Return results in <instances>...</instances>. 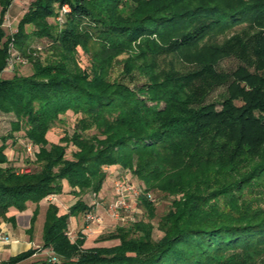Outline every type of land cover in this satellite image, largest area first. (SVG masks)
Returning <instances> with one entry per match:
<instances>
[{"label":"trees","instance_id":"obj_1","mask_svg":"<svg viewBox=\"0 0 264 264\" xmlns=\"http://www.w3.org/2000/svg\"><path fill=\"white\" fill-rule=\"evenodd\" d=\"M11 1L0 0L3 11ZM3 19L0 113L15 121L0 139V223L14 226L10 208L24 211L63 184L77 199L65 213L46 208L41 248L50 256L27 261L38 250L30 248L0 264H264V198L254 206L244 199L264 184V0H34L17 32L7 35ZM30 35L50 41L45 63L25 55ZM10 44L31 74L2 76ZM122 54L127 80L111 79ZM224 58L235 68H219ZM67 111L80 114L72 133L49 142ZM18 131L24 145L38 146L36 170L20 173L7 156ZM115 165L172 196L157 222L161 235L140 219L96 240L117 244L84 248L82 232L69 237L68 219L91 210L81 194H98L104 168ZM140 203L154 217L152 203ZM37 215L38 206L27 232Z\"/></svg>","mask_w":264,"mask_h":264},{"label":"rangeland","instance_id":"obj_2","mask_svg":"<svg viewBox=\"0 0 264 264\" xmlns=\"http://www.w3.org/2000/svg\"><path fill=\"white\" fill-rule=\"evenodd\" d=\"M34 0H12L8 9L3 11L0 6V18L2 16V12L4 13V19L2 23V28L7 35H12L13 33L17 32L21 19L23 18L25 12L27 11L30 3ZM49 22H52V19H48ZM33 30V26L31 24H24V31L29 34ZM31 37L27 40V47L25 49V55H31L32 59H38L42 63L49 58H51L50 50L48 48V44L50 43L49 40L45 38H38L34 35H30ZM16 50V49H15ZM16 54L20 55V52L16 50ZM24 55V56H25ZM22 56V55H20ZM128 54H122L118 56V62H116L110 72L111 79H123L122 77V66L121 60L125 59ZM23 57V56H22ZM27 57V56H26ZM24 57L25 63H14L13 67L3 71L2 76L4 78H10L14 74L19 75H29L32 73V66L31 62L28 58ZM88 54L83 53L80 49L78 50L77 60L81 67H86L88 65ZM237 62L232 58H224L219 63V68L224 70H231L235 68ZM6 68V67H5ZM223 92V88L219 87L214 90L209 99L212 100ZM239 104V102H237ZM219 106H217L218 108ZM80 117V114H75L72 111H67L65 114L60 116V119L54 123L49 131L47 132V139L51 143H57L59 138L62 137L64 134L68 133L71 134L73 128L75 127L76 121ZM15 121V117L12 114H4L0 113V139L4 136H7L11 132V122ZM86 133L93 134L94 130L87 131ZM13 136L16 139L14 143H12L11 139L9 138L7 142L9 143L8 150L6 151L7 156L10 158L12 162H16L19 164L17 170L20 173H27L33 170H36L37 167L31 161V158L34 157V153L38 151V146H31L32 154H29L25 147L28 144L24 145L25 141L23 140V131L14 132ZM75 148L72 145L67 146L66 150V157L71 158V153L74 151ZM106 170L107 176L104 181V184L101 190L96 194L94 197L90 192L81 194V199L87 203V206L91 209V204L93 200H97L102 203V205L94 206L93 214L98 216L101 219V222L95 221H86L84 217L87 213H81L75 216L70 217L69 222V229L68 235L73 240L76 237V232L72 231L74 227L76 228L77 225L82 224L83 220V227L86 228L89 241L91 243L96 242L97 238L102 235L106 234L107 232L113 231L118 226L128 225L138 220H144L150 222L153 226V237L157 239L160 237L161 232L157 229V222L159 221L160 217L166 213L170 206V201L172 200V196L166 195L156 190H147L145 183L139 180L136 176H134L128 170H124L119 166H108L104 168ZM119 179H126L129 183H132L134 186L138 187L141 192L136 199L130 200L131 213L130 217L132 220H128L127 222L120 223L115 221L106 211V204L111 202L114 199V189L113 183L115 180ZM67 186V185H66ZM68 187V186H67ZM66 187V188H67ZM66 197L62 198L59 201L56 197L52 196L51 200H54L53 204H57L60 208V211L65 212L68 209V204H72L77 198H74L70 192H64ZM146 197L150 203H152V208L154 211V217L148 218V213H146L145 208L143 207V203L141 202V198ZM264 198V184L263 186L258 185L254 186L253 189H249L245 192L244 199L246 201H250L252 205L254 204H262L261 200ZM253 205V206H254ZM264 206V205H261ZM43 217V216H42ZM26 223V222H25ZM40 223V221H39ZM90 243V244H91ZM106 244H112V241L104 242ZM115 243V242H114ZM89 244V245H90Z\"/></svg>","mask_w":264,"mask_h":264},{"label":"crops","instance_id":"obj_3","mask_svg":"<svg viewBox=\"0 0 264 264\" xmlns=\"http://www.w3.org/2000/svg\"><path fill=\"white\" fill-rule=\"evenodd\" d=\"M66 187H67L66 184H63V192L61 194H53V195L47 196L41 201H39L38 204L33 203V202H27V207L24 211L19 212L15 210L14 208L9 209L7 216L14 217L15 225L13 226L9 221H6V220L1 221L0 223V232L4 233L8 237L7 242L0 241V261L6 260L10 256H14L30 248H37L38 250L27 261L44 259L52 254L50 250L41 248L42 227H43V222H44L45 211L49 203H54L52 201H54L55 199L51 200L52 196L56 197L59 201H61L62 198L66 197L64 192L65 191L67 193L70 192V188L69 187L66 188ZM70 205L71 204H68V207ZM36 206H38V215L34 223L33 230L31 233H29L27 232V229L29 228L30 217L32 215V211L35 209ZM59 211H60V208H59ZM65 212H67V210ZM65 212L60 211V213H65ZM69 222H70V217L68 219V229H69ZM83 225L84 224L82 220L81 226L77 225V227L76 228L74 227L72 231L73 232L75 231L76 233L82 232L85 235V242L83 244L84 248H89V247H94V246H112V245L117 244V240H105V241H100V242L96 241L94 243H91L88 238L87 230L86 228L83 227ZM109 241H112L113 243L112 244L104 243V242H109Z\"/></svg>","mask_w":264,"mask_h":264},{"label":"built area","instance_id":"obj_4","mask_svg":"<svg viewBox=\"0 0 264 264\" xmlns=\"http://www.w3.org/2000/svg\"><path fill=\"white\" fill-rule=\"evenodd\" d=\"M69 10V7L67 5L62 7V13L66 12ZM58 20H61V16H58ZM9 58L7 60L6 68L10 69L13 67L14 63H24L25 59L19 55L16 54L15 50L12 47V44L9 45ZM26 150L29 154L31 152V146L28 144L26 147ZM113 189H114V199L106 204V211L111 216L115 221L124 223L127 222L128 220H132L130 217L131 213V206H130V200L133 201V199H136L141 190L134 186L132 183H129L126 181V179H119L115 180L113 183ZM94 197L96 195L93 194ZM102 205L101 202L97 200H93L91 204V210L88 211L85 214V220L86 221H95V222H101V219L98 216H95L93 213V208L94 206ZM0 241H8L7 235L4 233L0 232ZM53 261H55V258H52Z\"/></svg>","mask_w":264,"mask_h":264}]
</instances>
